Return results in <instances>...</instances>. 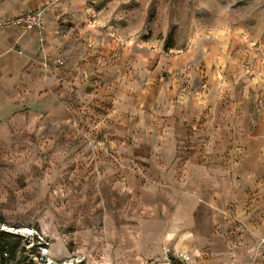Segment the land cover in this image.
I'll use <instances>...</instances> for the list:
<instances>
[{
  "label": "crops",
  "instance_id": "crops-1",
  "mask_svg": "<svg viewBox=\"0 0 264 264\" xmlns=\"http://www.w3.org/2000/svg\"><path fill=\"white\" fill-rule=\"evenodd\" d=\"M51 23L42 47L35 30H0V145L44 155L46 199L103 210L106 239L90 243L125 250L126 264L168 251L188 264H264V93L224 73L193 92L88 89L93 77L60 57Z\"/></svg>",
  "mask_w": 264,
  "mask_h": 264
},
{
  "label": "rangeland",
  "instance_id": "rangeland-1",
  "mask_svg": "<svg viewBox=\"0 0 264 264\" xmlns=\"http://www.w3.org/2000/svg\"><path fill=\"white\" fill-rule=\"evenodd\" d=\"M38 11L56 28L65 63L85 70L78 72L84 80L93 77L88 89L114 80L126 84V95L160 84L193 92L208 75L224 73L252 95L264 93V0H0V15L10 20ZM102 151L116 163L110 148ZM47 168L44 155L17 156L0 145V230L19 235V247L38 249L36 264H112V257L126 264L125 250L90 243L106 239L103 210L91 216L90 205L68 204L66 213L46 199ZM165 254L147 264H188L184 255Z\"/></svg>",
  "mask_w": 264,
  "mask_h": 264
},
{
  "label": "trees",
  "instance_id": "trees-1",
  "mask_svg": "<svg viewBox=\"0 0 264 264\" xmlns=\"http://www.w3.org/2000/svg\"><path fill=\"white\" fill-rule=\"evenodd\" d=\"M6 237L14 238L17 242L8 243ZM20 242L19 235L7 234L0 230V264H36L33 257L39 256L38 249L26 250L24 246L19 247Z\"/></svg>",
  "mask_w": 264,
  "mask_h": 264
},
{
  "label": "built area",
  "instance_id": "built-area-1",
  "mask_svg": "<svg viewBox=\"0 0 264 264\" xmlns=\"http://www.w3.org/2000/svg\"><path fill=\"white\" fill-rule=\"evenodd\" d=\"M12 25L21 26L25 30H35L38 36V42L40 47H42L45 43V30H46V22L44 13L42 11H38L32 14H27L25 17H19L14 20L7 19L5 17L0 16V30L9 29ZM21 53V51H19ZM58 64H62V62L58 59ZM113 156V155H112ZM258 247L264 251V235L260 238Z\"/></svg>",
  "mask_w": 264,
  "mask_h": 264
}]
</instances>
